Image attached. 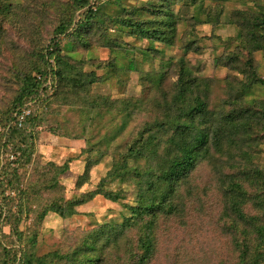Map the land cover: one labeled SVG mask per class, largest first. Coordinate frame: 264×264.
Masks as SVG:
<instances>
[{
    "label": "rangeland",
    "instance_id": "374dc122",
    "mask_svg": "<svg viewBox=\"0 0 264 264\" xmlns=\"http://www.w3.org/2000/svg\"><path fill=\"white\" fill-rule=\"evenodd\" d=\"M124 2L127 14L134 10V21L153 20L144 22L148 29L158 24L145 9L159 19L161 10L173 11L178 18L174 45L124 38L113 30L110 36L105 18L117 16L114 0L100 7L104 26L82 15L80 0H0V128L11 118L26 76L42 68V53L58 36L64 74L45 101H30L27 110L35 120L29 130L14 147L1 149L0 243L17 252L14 264H40L37 259L48 255L49 264H79L88 255L81 244L92 230L121 224L140 193L153 191L139 175L162 168L175 154L167 143L178 124L186 123L196 134L223 125L228 138L221 150L210 146L179 188L183 221L159 218L156 254L158 264L168 258L171 264H236L243 243L249 254L264 250L257 231L264 222V50L254 52L248 71L244 56L237 62L232 58L246 53L235 40L238 32L247 39L238 19L261 14L264 0ZM59 27L64 33H57ZM251 32L256 43L264 42L263 30ZM136 59L137 71H131L129 61ZM67 64L101 79L71 84ZM198 97L206 118L183 115ZM227 115L236 118V127L225 124ZM141 144L143 158H127ZM154 151L155 161L147 158ZM230 181L247 194L261 192L256 198L248 195V201L246 195L244 220L225 214L222 193ZM60 207L74 214L63 216Z\"/></svg>",
    "mask_w": 264,
    "mask_h": 264
},
{
    "label": "trees",
    "instance_id": "16d2710c",
    "mask_svg": "<svg viewBox=\"0 0 264 264\" xmlns=\"http://www.w3.org/2000/svg\"><path fill=\"white\" fill-rule=\"evenodd\" d=\"M114 1L118 7V14L115 18H105V14L101 11L100 7L109 2V0H80L79 8L83 12L82 15H90L98 24H102L104 26L105 22H110L111 25L108 28V34L111 30H113L116 32V35L123 34V36H125L124 38H126V36L129 38L139 37L142 40H152L156 43L174 45L177 36L175 25L178 23V21H176L178 18H176L173 11L167 9L161 10L159 19L157 15L155 16L153 10L145 9L146 12H152L151 14L155 17V19H157L154 21L158 24L155 28L148 29V27H145V23H153V20L149 19L147 22L143 20L140 22L136 20L134 21V17L136 15L132 12L134 10H131L130 13L127 14L124 0ZM104 18L108 21H105ZM238 20L240 22H238L239 25L236 24V26H240V29L245 31L247 39L246 41H242V38L245 35L238 32L235 40L239 42L238 44L240 47L242 44L243 47L241 48L244 49L246 53L240 54L238 52L234 54L232 58L236 59L237 62L242 59V56H244L246 59L243 61V64L246 66L245 68L248 71L250 69L247 63L253 61L252 57L254 52L264 50L263 41L256 43L254 38H250V35L254 36V34H250L254 28L258 27L264 31V10H262L261 14L257 16L244 14ZM196 28L197 26L194 27L193 25L194 33ZM64 30V27H59L57 33L62 34L64 33ZM125 33L127 35H124ZM109 35L115 36V34ZM62 50L61 40L58 36L50 41L43 51L41 56L42 68H35L34 75L26 76L20 98L15 100L17 104L14 106L11 118L0 128V154L1 149L3 150L6 148L5 150H7V148L11 145L14 147V143L18 139H21L20 134L27 132L29 130V125L31 126V123L35 120V117H33V114L30 111L22 126L19 128L15 124V114L21 109H29V103L32 100L40 101L42 99V101H45L48 96H51L50 92L53 93L55 91L57 86L56 79L64 76V74H62V68H59V62H62L60 61ZM143 51L148 52L149 50L145 49ZM136 62L137 59L129 61V68L131 71H137L135 66ZM66 69L67 76L70 77L68 82L71 84H73L72 82H75L79 85L83 83L92 85L99 82L101 79L100 77L95 76L92 72L84 73L81 70L76 71L71 64H67ZM184 74H187V71H183L182 75ZM182 75L179 77V81L180 79L181 81L183 80ZM185 84L187 85V83ZM193 103L194 105L191 106L190 110L186 112L182 111L181 113L187 116L199 115L202 118H206V105L204 101L198 97ZM235 119L236 118L232 117V115H227L225 116L224 121L225 124H233L230 125V128L232 129L237 126L234 122ZM222 126L219 125L207 133L198 131L196 134L186 123L178 124L176 126L178 133L171 136L167 143L170 148L169 150L173 151L175 154L170 158V160L165 159V161L162 162V168L153 171L150 169L139 175V177L143 176V178L146 179V185L153 189V191L140 193L139 200L136 202V205L128 208L130 214L128 216H124L121 224H108L101 226L96 230H92L87 237L88 240L83 242L84 244H81L82 249L85 253H88V255L83 257L79 264L157 263L159 256V254H156L157 245L159 244L157 242L159 218L176 217L178 219L181 218V221H183L185 216V212H183L185 205L182 202V196L180 195L181 193L179 192V188L186 184L200 160L209 154L210 146H213L215 150H221L220 146L222 141L226 142V138H224V136H227L228 138V133L225 131L223 132L224 128ZM143 149V144L130 149V154L127 158H143L141 157ZM156 154L157 153L154 151V156H148L147 158L155 161ZM244 171L248 172L246 170ZM87 174L88 170L86 167L84 175L86 176ZM109 174L112 176L117 175L115 171H112ZM154 175L156 180H149ZM257 175H259L258 171ZM218 176L225 179V176L223 175ZM78 180L81 181V178ZM227 188L228 190H224L222 193L223 197H226V208H224L226 216L230 217V215L234 214L236 218L244 220L245 215L242 212L241 205H243L246 195V199L248 201V195L252 198H256V196L261 192H255L258 194H247V192L242 191L243 189L239 184L231 181ZM96 194H102L104 197L112 201H117L119 198L118 195L112 192H96ZM188 195H191V193ZM78 204H80V202H78ZM58 213L63 216H70L74 214V211L72 209L60 207L58 208ZM257 231L262 245L264 246V222L257 228ZM123 237L124 243L121 244L120 241ZM101 240L104 241V244L100 246L99 242ZM235 245L238 246V242H236ZM243 245L244 250L241 251L239 257H237L238 261L236 264H264V250H257L253 254H249L246 242L243 243ZM107 247L109 249L107 256H105L102 252L103 249ZM29 257L31 256L29 255ZM48 257L49 255L42 257V259H37V261H39L40 264H49L51 260H48ZM16 259L17 252L15 249L11 248L7 244L0 243V264H14ZM19 263H21V260H19ZM26 263H28V261H26ZM162 264H171L170 258L167 259L166 263Z\"/></svg>",
    "mask_w": 264,
    "mask_h": 264
},
{
    "label": "built area",
    "instance_id": "2783aa9c",
    "mask_svg": "<svg viewBox=\"0 0 264 264\" xmlns=\"http://www.w3.org/2000/svg\"><path fill=\"white\" fill-rule=\"evenodd\" d=\"M29 115V111L27 109H21L15 114V124L20 128L25 120V118ZM12 159L15 158V153H10L9 155Z\"/></svg>",
    "mask_w": 264,
    "mask_h": 264
}]
</instances>
